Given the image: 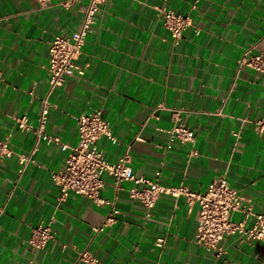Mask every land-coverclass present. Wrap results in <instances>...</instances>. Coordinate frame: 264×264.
Listing matches in <instances>:
<instances>
[{
  "label": "crops",
  "instance_id": "1",
  "mask_svg": "<svg viewBox=\"0 0 264 264\" xmlns=\"http://www.w3.org/2000/svg\"><path fill=\"white\" fill-rule=\"evenodd\" d=\"M65 1L0 0V142L12 151L0 156V264H89L80 259L84 250L100 264H264L261 241L243 235L224 238L218 258L199 246L197 208L183 196L162 194L148 210L131 196L132 182L105 177L106 203L75 195L59 201L52 174L67 153L58 143L41 139L19 179L20 155L36 135L17 118L37 125L49 43L83 23L87 0ZM163 4L189 17L178 44ZM250 49L264 55V0H109L76 59L83 73L67 75L49 96L46 132L76 145L77 117L102 109L118 142L101 137L94 146L112 162L128 151L137 177L160 171L161 184L201 192L224 178L264 214V136L254 125L264 118V72L239 63ZM176 123L194 131L192 142L170 141ZM110 214L115 222L103 227ZM49 222L54 239L33 248L32 229Z\"/></svg>",
  "mask_w": 264,
  "mask_h": 264
},
{
  "label": "built area",
  "instance_id": "2",
  "mask_svg": "<svg viewBox=\"0 0 264 264\" xmlns=\"http://www.w3.org/2000/svg\"><path fill=\"white\" fill-rule=\"evenodd\" d=\"M43 7H48L50 0H38ZM81 0H66L64 5ZM109 0H87L83 23L71 37L57 34L49 43V86L46 97L42 100V109L37 125L29 123L26 117L17 118L18 126L23 130H33L36 138L29 153H23L19 158V179L23 176L28 165L35 161L34 156L39 149L41 139L58 143L67 155L64 166L53 172L52 179L59 189V201L70 195L87 197L98 204L107 201L101 196L105 177H111L116 185L122 182H132L130 190L133 198L139 199L148 210H152L158 197L162 194L173 197L183 196L189 208H197L198 222L195 241L210 251L215 257L224 252L221 241L232 235H243L244 239L259 240L262 246L258 255L264 258V214L255 210L249 200L242 197L238 190L230 186L229 182L221 178L212 182L205 191L192 190L187 186H166L159 182L160 171L154 178L137 177L130 166V155L127 151L118 161L112 162L106 153L94 146L101 137H107L112 143L118 139L112 132V126L103 116L102 109L95 108L83 112L77 117L79 140L76 145L63 143L58 137L47 134L49 112V96L61 86L67 75L75 72L82 74L83 69L77 65L76 59L96 21V13ZM164 25L169 29L174 44H178L183 31L188 25L189 17L178 13L175 9L163 4L159 7ZM240 65H246L257 71L264 72V55L246 50L239 60ZM2 75L0 73V82ZM32 94L33 92L30 91ZM255 129L264 136V118L254 121ZM170 141H189L195 138L194 131L182 123H176L168 130ZM139 138V137H138ZM12 154L10 148L0 142V156ZM2 209L0 210V212ZM241 218L235 220L234 214ZM113 214L106 217L103 227L115 222ZM253 222L251 223V221ZM250 224V225H249ZM101 229V228H100ZM55 237L51 223H40L32 229L29 237L30 245L35 249H42ZM164 238H158L156 245L161 247ZM80 259L89 264H100L99 261L84 250Z\"/></svg>",
  "mask_w": 264,
  "mask_h": 264
}]
</instances>
